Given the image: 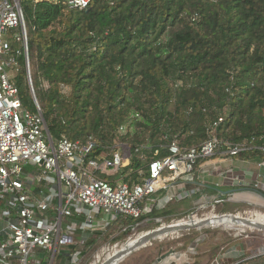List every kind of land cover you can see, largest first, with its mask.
Segmentation results:
<instances>
[{
	"label": "trees",
	"instance_id": "obj_1",
	"mask_svg": "<svg viewBox=\"0 0 264 264\" xmlns=\"http://www.w3.org/2000/svg\"><path fill=\"white\" fill-rule=\"evenodd\" d=\"M21 5L32 89L25 58L16 84L55 141L92 138L96 155L126 145L124 180L140 184L173 142L199 147L223 118L217 138L252 144L240 156L264 161V0H93L86 10L67 0ZM123 125L128 132L120 136ZM174 212L118 217L79 247L81 264L114 235L121 233L112 240L119 242L145 218ZM71 254L54 264H72ZM248 264H264V255Z\"/></svg>",
	"mask_w": 264,
	"mask_h": 264
},
{
	"label": "built area",
	"instance_id": "obj_2",
	"mask_svg": "<svg viewBox=\"0 0 264 264\" xmlns=\"http://www.w3.org/2000/svg\"><path fill=\"white\" fill-rule=\"evenodd\" d=\"M92 1L67 3L86 10ZM22 58L28 66L21 0H0V264H40L39 260L54 264L63 252H72V264H77L82 255L79 247L97 233L107 232L118 217L139 220L178 201L169 195L170 189L179 180L191 178L201 162L217 154L239 157L253 148L247 142L218 139L215 131L224 122L221 118L213 125L210 140L191 149L173 142L168 156L150 164L143 183L129 184L122 174L130 163L124 144L117 142L106 154L96 155L92 138L55 141L42 113L24 106L16 84ZM127 132V125L118 130L120 136ZM162 192L167 193L163 199H153ZM228 202L232 201L217 199L196 208L214 211ZM225 215L229 214L221 216ZM47 254L51 255L49 263L45 262ZM262 255L264 247L248 257L230 250L211 264H248Z\"/></svg>",
	"mask_w": 264,
	"mask_h": 264
},
{
	"label": "rangeland",
	"instance_id": "obj_3",
	"mask_svg": "<svg viewBox=\"0 0 264 264\" xmlns=\"http://www.w3.org/2000/svg\"><path fill=\"white\" fill-rule=\"evenodd\" d=\"M65 92H67V90H65ZM122 148L125 156H130L127 146L123 145ZM163 194L160 196L159 193L155 195L153 199L156 201L161 200L165 197L166 193ZM233 194L234 200L224 205H219V207H216L214 210L215 212L212 207L201 210H198V208L194 210H179L176 208L175 210L177 203L175 202V204L172 202L167 209L170 211L175 210L174 213L157 219L145 218L133 227L132 234L128 236V238L119 242L114 243L112 240L121 233L114 235L110 240L102 243L92 255L89 263L93 264L96 255L104 250H113L117 247H121L130 239L136 238L142 233H150V231L152 232L165 225L170 226L174 223H178V221L187 222L193 218L203 220L213 215V213H215V215L240 214V216L244 218H251L254 213L257 212L264 215V206H261L260 202L257 201L253 195L243 192L232 193V195ZM260 201L264 204L263 200ZM222 210H227V213H221L220 211ZM74 228H77V226L74 225ZM261 247H264V231L250 230L241 227L228 228L223 225L218 227H202L180 231L162 240H152L146 247L132 253L121 264H158L157 260L168 253H172L171 256L161 264H211L215 257L222 255L224 252L237 250L246 256H252L255 255ZM60 254L61 253H58V255ZM50 260L51 255L47 254L45 262L49 263ZM83 260H85V257L83 258L81 255L77 264H81ZM39 261L41 264L42 260Z\"/></svg>",
	"mask_w": 264,
	"mask_h": 264
},
{
	"label": "crops",
	"instance_id": "obj_4",
	"mask_svg": "<svg viewBox=\"0 0 264 264\" xmlns=\"http://www.w3.org/2000/svg\"><path fill=\"white\" fill-rule=\"evenodd\" d=\"M236 192L253 195L264 206L260 201L264 203V161L217 154L201 162L191 178L176 182L169 195L178 199L175 210H194L198 205L214 203L217 199L233 201L232 193ZM189 193L191 197L187 198Z\"/></svg>",
	"mask_w": 264,
	"mask_h": 264
},
{
	"label": "bare ground",
	"instance_id": "obj_5",
	"mask_svg": "<svg viewBox=\"0 0 264 264\" xmlns=\"http://www.w3.org/2000/svg\"><path fill=\"white\" fill-rule=\"evenodd\" d=\"M237 220H232V218H224L223 219H219L216 215H211L206 219L200 220L197 218H193L190 221H178V223H174L172 225L169 226H162L159 229V236H157L155 239L156 240H162L165 239L169 236L175 235L179 232V229L181 227H188L190 225L193 224H201V223H205L206 226L204 227H218V226H226L228 228H234V227H241V228H248L250 230H258L254 227H249L243 223H240L238 221H242L243 220V216L239 215H235ZM194 217V216H193ZM248 217V216H247ZM251 222H253L256 225H260L264 228V215L260 214V213H254V215L251 218H248ZM177 222V221H176ZM214 229V228H213ZM231 231V230H229ZM151 232V231H150ZM141 234L136 238H132L130 239L125 245L121 246V247H117L115 249H111V250H104L100 253H98L95 257L94 263L93 264H121L127 257L126 256L127 253H129L130 250H132L134 247L138 246V244L140 243V241L148 236L149 234ZM151 234V233H150ZM181 234V233H180ZM154 239V240H155ZM160 242V241H158ZM136 252V251H135Z\"/></svg>",
	"mask_w": 264,
	"mask_h": 264
},
{
	"label": "water",
	"instance_id": "obj_6",
	"mask_svg": "<svg viewBox=\"0 0 264 264\" xmlns=\"http://www.w3.org/2000/svg\"><path fill=\"white\" fill-rule=\"evenodd\" d=\"M27 70H28V76H29V82H30V85H31V71H30V64H28V66H27ZM31 89H32V85H31ZM48 129V128H47ZM219 219H223L224 220V217H226V215L225 216H221V215H218L217 216ZM227 217L228 218H232V220L234 219V220H237L236 219V216L235 215H233V214H229V215H227ZM238 222H240V223H243V224H245V225H247V226H249V227H254V228H256V229H258V230H261V231H264V228L262 227V226H260V225H256V224H254L253 222H251L248 218H243V220L242 221H238ZM204 226H206L205 225V223H201V224H193V225H190V226H184V227H181L180 229H179V232L180 231H185V230H191V229H194V228H202V227H204ZM170 227V226H169ZM160 229V228H159ZM159 229H157V230H154V231H152V232H150V233H147V234H149L148 236H146V237H144L141 241H140V243L138 244V246H136V247H134L132 250H130L129 251V253H127V255L126 256H129V255H131L132 253H134L135 251H137V250H139V249H141V248H143V247H146L152 240H154L157 236H159ZM146 234V235H147ZM171 254L172 253H168V254H165V255H163V256H161L158 260H157V263L158 264H161L163 261H165L167 258H169V256H171Z\"/></svg>",
	"mask_w": 264,
	"mask_h": 264
}]
</instances>
